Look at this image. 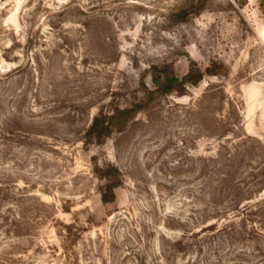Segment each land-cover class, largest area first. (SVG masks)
I'll return each mask as SVG.
<instances>
[{
  "label": "rangeland",
  "instance_id": "obj_1",
  "mask_svg": "<svg viewBox=\"0 0 264 264\" xmlns=\"http://www.w3.org/2000/svg\"><path fill=\"white\" fill-rule=\"evenodd\" d=\"M262 32L264 0H0V264H264ZM191 62L226 73L149 94Z\"/></svg>",
  "mask_w": 264,
  "mask_h": 264
},
{
  "label": "trees",
  "instance_id": "obj_2",
  "mask_svg": "<svg viewBox=\"0 0 264 264\" xmlns=\"http://www.w3.org/2000/svg\"><path fill=\"white\" fill-rule=\"evenodd\" d=\"M261 6H263V3H261ZM225 73L226 69L222 64L212 63L205 72H201L196 64L191 62L188 73L182 79L175 78L169 70L165 71L163 73L165 82L158 85V89L149 94L157 97L160 94H170L175 92L179 96H183L188 87H197L204 79L205 75L219 77ZM138 113V108H115L111 115L94 117L85 135L83 143L84 148L88 149L95 145H104L116 133L123 132L129 122L132 121ZM93 162V172L102 183L98 188L101 202L104 206L113 205L117 202L116 191L121 189L124 185L122 174L117 167L110 163L100 166L96 158L93 159ZM250 208L249 205H239L236 211L245 217L249 215V212L247 211ZM209 228H213V226L201 229L200 233L203 234L210 231Z\"/></svg>",
  "mask_w": 264,
  "mask_h": 264
},
{
  "label": "bare ground",
  "instance_id": "obj_3",
  "mask_svg": "<svg viewBox=\"0 0 264 264\" xmlns=\"http://www.w3.org/2000/svg\"><path fill=\"white\" fill-rule=\"evenodd\" d=\"M251 2H253V0H251ZM262 34L264 35V32H262Z\"/></svg>",
  "mask_w": 264,
  "mask_h": 264
}]
</instances>
